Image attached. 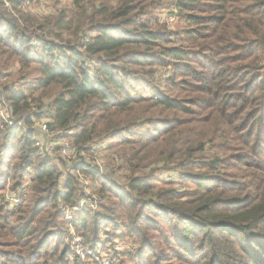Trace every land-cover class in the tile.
Returning <instances> with one entry per match:
<instances>
[{
  "label": "trees",
  "instance_id": "1",
  "mask_svg": "<svg viewBox=\"0 0 264 264\" xmlns=\"http://www.w3.org/2000/svg\"><path fill=\"white\" fill-rule=\"evenodd\" d=\"M29 1L0 0V85L16 111L50 99L54 127L87 154L106 145L110 172L88 174L101 201L79 219L83 245L99 253L102 235L126 233L137 264H264V0H150L168 1L192 23L184 36L169 24L152 28L136 18L147 6L120 0L96 10L90 25L81 20L75 41L31 24ZM94 1L73 3L87 12ZM167 62L181 80L165 78L163 93L156 68ZM119 163L130 172L122 182ZM66 169L45 159L31 134L0 128V264H91L68 258L58 204L76 203L84 190ZM7 180L11 191L30 183L13 207Z\"/></svg>",
  "mask_w": 264,
  "mask_h": 264
},
{
  "label": "built area",
  "instance_id": "2",
  "mask_svg": "<svg viewBox=\"0 0 264 264\" xmlns=\"http://www.w3.org/2000/svg\"><path fill=\"white\" fill-rule=\"evenodd\" d=\"M20 87V80L12 84L13 91L21 90ZM51 109L50 99H44L39 103L32 102L28 108L16 111L10 96L6 94L4 87L0 85V128L3 134H8L9 131L15 128L31 134L33 145L42 153L45 159L61 160L67 165L66 170L68 172H76L84 190L83 195L74 204L60 201L58 206L66 221V229L72 237V243L74 245L82 244V237L78 234L77 229L79 219L86 210H97L101 201V196L97 190L99 186L91 180L88 174L89 171L98 175L110 172L111 167L106 157L108 152L104 144L101 145V154H87L84 147L80 148L74 143L70 131L54 127ZM92 151L98 152L95 147L92 148ZM77 165H81V167L76 168ZM61 178L64 181L66 171H64ZM3 182L5 181L0 178V183ZM6 182L8 187L6 199L11 207L16 206L20 203L19 194L25 191L30 183L25 182L22 187L11 191L9 189L11 181L7 180ZM97 259L100 260V264H120L112 254L103 255L100 259L99 257Z\"/></svg>",
  "mask_w": 264,
  "mask_h": 264
},
{
  "label": "rangeland",
  "instance_id": "3",
  "mask_svg": "<svg viewBox=\"0 0 264 264\" xmlns=\"http://www.w3.org/2000/svg\"><path fill=\"white\" fill-rule=\"evenodd\" d=\"M120 0H95L87 9V12H85L82 7L79 6L77 8L73 0H31L29 2H26L23 6V10L26 13L27 17L29 18V22L34 25H45L48 28H46L47 32H51L50 35H47L51 38H54L57 41L64 39L70 41H75L77 39V28L79 25H81V20L87 19L86 26L90 25L91 23V16L98 10L100 7L104 6V4L108 5L110 8H117V4ZM136 4H141L140 6H147L146 7V15H138L136 18L141 19L142 21H148L150 26L152 28H158L163 27L165 24H169L171 27V30L174 32V34H179L180 36H184V32L186 29L192 27V23L187 22L186 19L183 17L181 13L178 14V12L170 11V4H168V1H156L151 2L150 0H135ZM148 4V5H147ZM63 18L64 20H68L70 18H73L75 23H73V29L69 31H60L57 27H55V22L59 19ZM99 19V18H98ZM89 21V22H88ZM60 39V40H59ZM19 65H16L12 69L13 73H16L18 71ZM156 78L158 79L156 84L159 85V89L163 90L161 92H168V79L176 80L177 82L181 80L180 77V68L176 67L174 65L167 63H164L162 66H158L156 68ZM36 72L34 73V75ZM14 75V74H13ZM33 75V76H34ZM15 76L8 77L7 81L13 80ZM169 77V78H168ZM165 78H168L165 81ZM5 81V80H3ZM11 83V82H10ZM56 89H52L51 95L52 97L55 95ZM154 92L148 93L147 95H154ZM110 142V141H108ZM225 153L220 152V156L223 157ZM120 160H117V162ZM122 162V161H121ZM122 165L121 169H117L119 173L122 174L120 176L121 179H118L119 182H122V177H125V175H130L129 167L124 165L123 163H119ZM117 166V165H116ZM157 175L162 176V178L165 180L167 179H173L175 181L179 180V176L175 174V171H171V173L168 172H162L158 171L156 173ZM121 180V181H120ZM97 185V184H96ZM190 184H186L184 188L189 187ZM98 186L99 183H98ZM160 223L165 226L166 228L170 225L168 222H165L163 219H159ZM104 228L106 227L108 230H112L111 225H104ZM79 234V233H78ZM120 234V233H119ZM102 243L98 247V252L95 253L94 250L88 249L82 244H73L72 243V237L70 236V242L73 244L72 249L74 250V253L69 255V260L73 261V258L75 256H78V258L82 260H89L91 264H100V260L97 258L103 255L112 254L115 256L117 261L120 264H137V258H132L129 256V253L133 251V249H136V243L134 236L127 235L126 233H122L120 238H115L113 235L105 238V234L101 236ZM68 239V237H66ZM68 239V241H69ZM54 240V239H52ZM171 264H182L178 259L174 258L171 261Z\"/></svg>",
  "mask_w": 264,
  "mask_h": 264
}]
</instances>
